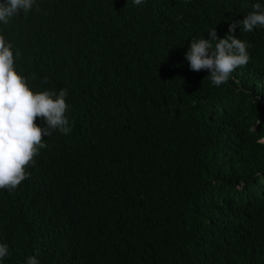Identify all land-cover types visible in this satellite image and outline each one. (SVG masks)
<instances>
[{
    "label": "trees",
    "instance_id": "16d2710c",
    "mask_svg": "<svg viewBox=\"0 0 264 264\" xmlns=\"http://www.w3.org/2000/svg\"><path fill=\"white\" fill-rule=\"evenodd\" d=\"M254 2L36 0L0 26L71 127L0 189L2 264H264V27L218 87L183 59Z\"/></svg>",
    "mask_w": 264,
    "mask_h": 264
},
{
    "label": "clouds",
    "instance_id": "9594fccd",
    "mask_svg": "<svg viewBox=\"0 0 264 264\" xmlns=\"http://www.w3.org/2000/svg\"><path fill=\"white\" fill-rule=\"evenodd\" d=\"M36 0H0V26H7L19 14L27 15ZM141 5L144 0H132ZM237 27L250 32L254 27H264V2L256 0L243 19L230 21L227 33L218 38L215 26L204 36L191 39L183 59L192 71L206 70L214 86L225 83L239 66L249 61V45L233 33ZM68 93L35 91L25 76L14 65L13 48L0 28V189L11 192L28 176L27 166L40 148L45 147L42 136L52 130L67 135L70 124L66 112ZM39 118V123L34 120ZM256 124L262 122L258 119ZM264 143V140L260 141ZM9 255L8 246L0 243V264ZM24 264H39L35 256H28Z\"/></svg>",
    "mask_w": 264,
    "mask_h": 264
}]
</instances>
